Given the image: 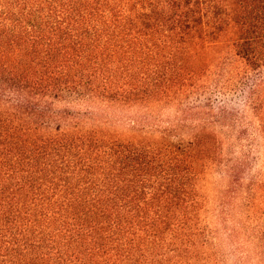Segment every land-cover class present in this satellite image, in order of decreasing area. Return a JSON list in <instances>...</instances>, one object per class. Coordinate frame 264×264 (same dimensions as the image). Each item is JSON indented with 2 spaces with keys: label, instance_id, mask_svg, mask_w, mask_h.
Returning <instances> with one entry per match:
<instances>
[{
  "label": "trees",
  "instance_id": "obj_1",
  "mask_svg": "<svg viewBox=\"0 0 264 264\" xmlns=\"http://www.w3.org/2000/svg\"><path fill=\"white\" fill-rule=\"evenodd\" d=\"M225 37L263 71L264 0H0V264H227L200 184L216 134L93 116L196 87ZM242 208L264 261V202Z\"/></svg>",
  "mask_w": 264,
  "mask_h": 264
},
{
  "label": "rangeland",
  "instance_id": "obj_2",
  "mask_svg": "<svg viewBox=\"0 0 264 264\" xmlns=\"http://www.w3.org/2000/svg\"><path fill=\"white\" fill-rule=\"evenodd\" d=\"M208 51L207 67L196 87L171 100L101 105L93 109V116L95 123H108L125 134L138 128L166 129L178 137H189L196 125L211 129L220 143V158L200 184L208 221L217 229L220 252L227 264H264L254 240L255 230L248 227L244 233L242 208L243 203L264 202V197L245 199L253 190L260 193L256 184L264 179V135L260 129L264 68L251 70L227 37ZM223 205L227 210L220 214Z\"/></svg>",
  "mask_w": 264,
  "mask_h": 264
}]
</instances>
